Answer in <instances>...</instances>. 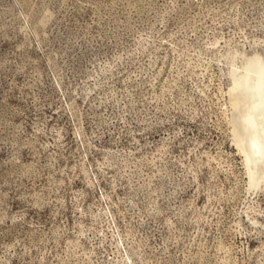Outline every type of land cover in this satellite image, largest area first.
Masks as SVG:
<instances>
[{
    "label": "rangeland",
    "instance_id": "obj_1",
    "mask_svg": "<svg viewBox=\"0 0 264 264\" xmlns=\"http://www.w3.org/2000/svg\"><path fill=\"white\" fill-rule=\"evenodd\" d=\"M255 52L264 0H0V264H264Z\"/></svg>",
    "mask_w": 264,
    "mask_h": 264
},
{
    "label": "bare ground",
    "instance_id": "obj_2",
    "mask_svg": "<svg viewBox=\"0 0 264 264\" xmlns=\"http://www.w3.org/2000/svg\"><path fill=\"white\" fill-rule=\"evenodd\" d=\"M231 68L228 94L234 144L254 189L264 179V57L255 52Z\"/></svg>",
    "mask_w": 264,
    "mask_h": 264
}]
</instances>
